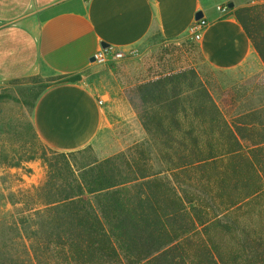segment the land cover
<instances>
[{"label":"trees","instance_id":"trees-1","mask_svg":"<svg viewBox=\"0 0 264 264\" xmlns=\"http://www.w3.org/2000/svg\"><path fill=\"white\" fill-rule=\"evenodd\" d=\"M235 15L264 61V2ZM207 83L181 65L128 85L146 137L104 159L51 148L33 122L14 147L0 120V169L46 168L1 178L0 264H264V73L223 104Z\"/></svg>","mask_w":264,"mask_h":264},{"label":"crops","instance_id":"crops-1","mask_svg":"<svg viewBox=\"0 0 264 264\" xmlns=\"http://www.w3.org/2000/svg\"><path fill=\"white\" fill-rule=\"evenodd\" d=\"M259 1L264 0H0V80L61 77L34 107L40 139L65 152L99 150L115 119L133 117L142 124L125 90L115 94L90 83L87 72L97 64L92 58L98 49L129 53L148 39L187 41L202 11L209 24L202 39L193 41L203 62L230 73H264V61L235 15ZM221 4L230 6L228 14L218 10ZM75 75L80 78L64 81Z\"/></svg>","mask_w":264,"mask_h":264},{"label":"rangeland","instance_id":"rangeland-1","mask_svg":"<svg viewBox=\"0 0 264 264\" xmlns=\"http://www.w3.org/2000/svg\"><path fill=\"white\" fill-rule=\"evenodd\" d=\"M181 65L194 66L203 79L208 82L207 84L215 98L221 104H223L222 97L225 92L230 94L245 93L256 85L258 76L263 74L253 72L230 73L212 69L203 62L199 49L192 39L175 43L157 38L148 39L126 58L110 61L106 64H94L88 70L87 75L90 83L95 81L112 89L115 94H121L124 93L128 85L137 82V80L167 70L168 67ZM60 80L62 78L58 76L45 77L36 74L18 80H0V94L2 95L0 98V120L5 129L9 128V123L14 124L11 133L5 135L10 145L20 147L22 143H28V147L33 146L35 142L29 125L33 122L34 107L32 104L35 102L34 96L46 86ZM115 121L111 133L103 139V148L96 150L92 147V152L100 159L127 150L146 137V132L136 118L127 117L123 120L119 118ZM38 147L40 148V146ZM28 167L32 169V172H27L25 169H0V181L2 177H5L7 178V185L17 183V178L13 177L12 174L18 173L24 178L23 186L40 184L46 176V168L42 161L30 162ZM251 222L257 221L252 218ZM219 240L223 239L219 237ZM224 243L226 242L224 241ZM193 250L194 248L191 251Z\"/></svg>","mask_w":264,"mask_h":264},{"label":"built area","instance_id":"built-area-1","mask_svg":"<svg viewBox=\"0 0 264 264\" xmlns=\"http://www.w3.org/2000/svg\"><path fill=\"white\" fill-rule=\"evenodd\" d=\"M218 10L222 14H228L231 10L230 6L228 4H221L218 6ZM209 20L205 17H201L199 19H195L193 23L189 27V37L190 39L194 41H200L203 36V32L205 28L208 26ZM131 50L129 53H127L124 50H116L112 49L111 47H101L96 51L94 54V62L97 64H106L110 61H116L119 59H123L128 57L132 52ZM100 102L103 103L104 101L100 99Z\"/></svg>","mask_w":264,"mask_h":264},{"label":"water","instance_id":"water-1","mask_svg":"<svg viewBox=\"0 0 264 264\" xmlns=\"http://www.w3.org/2000/svg\"><path fill=\"white\" fill-rule=\"evenodd\" d=\"M230 6L233 7V6H234V3H233V2L230 3ZM196 17H197V19L203 17V12H202V11H199V12L197 13ZM104 47H105V46H104ZM92 60L94 61L95 58L93 57Z\"/></svg>","mask_w":264,"mask_h":264}]
</instances>
